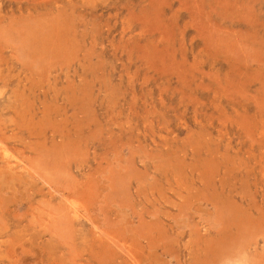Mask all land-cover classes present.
<instances>
[{
  "label": "rangeland",
  "instance_id": "1",
  "mask_svg": "<svg viewBox=\"0 0 264 264\" xmlns=\"http://www.w3.org/2000/svg\"><path fill=\"white\" fill-rule=\"evenodd\" d=\"M0 95V264H264V0H0Z\"/></svg>",
  "mask_w": 264,
  "mask_h": 264
},
{
  "label": "bare ground",
  "instance_id": "2",
  "mask_svg": "<svg viewBox=\"0 0 264 264\" xmlns=\"http://www.w3.org/2000/svg\"><path fill=\"white\" fill-rule=\"evenodd\" d=\"M1 95H2V94H1ZM1 95H0V96H1ZM2 105H3V104H2ZM0 111H1V110H0ZM2 111H3V110H2ZM4 111H5V109H4ZM4 113H5V112H4ZM2 114H3V113H2ZM2 146H3V145H1V147H2ZM2 148H3V147H2ZM3 149H5V148H3ZM3 151H4V150H3ZM3 153H4V152H3ZM9 154H10V152H9ZM1 155H2V154H1ZM1 157H2V156H1ZM4 159H5V158H4ZM21 159H22V157H21ZM12 160H13V159H12ZM18 160H19V159H18ZM4 161H5V160H4ZM7 161H8V160H7ZM15 161H16V160H15ZM8 162H9V161H8ZM21 163H22V162H21ZM1 167H2V166H1ZM8 167H9V166H8ZM4 168H6V167H4ZM4 168H3V169H4ZM11 168H14V167H11ZM18 168H19V167H18ZM20 168H21V167H20ZM23 168L25 169V167H23ZM0 169H1V168H0ZM9 169H10V168H9ZM1 170H2V169H1ZM5 170H6V169H5ZM5 170H4V171H5ZM13 170H14V169H13ZM12 174H13V173H12ZM18 178H19V177H18ZM21 178H22V177H21ZM71 203H72V202H71ZM73 204H74V203H72L71 205H73ZM66 205H67V204H66ZM69 206H70V205H69ZM76 206H77V205H76ZM77 207H78V206H77ZM69 208H70V207H69ZM74 208H75V206H74ZM71 209H72V208H71ZM67 211H68V210H67ZM78 211H79V210H78ZM78 211H77V212H78ZM69 213H70V212H69ZM70 214H71V213H70ZM79 214H80V213H79ZM83 219H84V218H83ZM246 226H247V225H246ZM103 233H104V232H103ZM4 251H5V250H4Z\"/></svg>",
  "mask_w": 264,
  "mask_h": 264
}]
</instances>
